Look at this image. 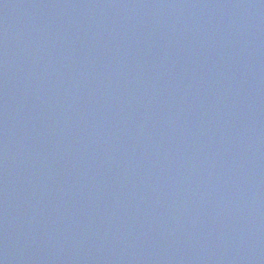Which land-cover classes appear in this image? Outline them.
<instances>
[{
  "label": "water",
  "instance_id": "95a60500",
  "mask_svg": "<svg viewBox=\"0 0 264 264\" xmlns=\"http://www.w3.org/2000/svg\"><path fill=\"white\" fill-rule=\"evenodd\" d=\"M0 264H264V0H0Z\"/></svg>",
  "mask_w": 264,
  "mask_h": 264
}]
</instances>
